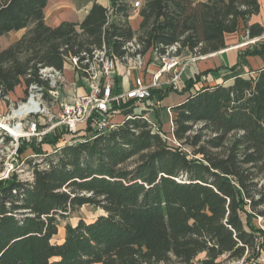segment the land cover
<instances>
[{
  "label": "trees",
  "instance_id": "trees-1",
  "mask_svg": "<svg viewBox=\"0 0 264 264\" xmlns=\"http://www.w3.org/2000/svg\"><path fill=\"white\" fill-rule=\"evenodd\" d=\"M48 0H0V36L27 33L0 49V98L17 85L42 84L39 66L63 69L66 57L105 43L121 58L133 36L140 52L179 43L192 56L225 48L226 33L261 36L249 23L261 0H143L137 30L126 0H109L114 11L94 2L80 22L46 24ZM230 50V49H229ZM242 54L261 55L256 41ZM220 68H216V71ZM206 69L164 89L188 92L172 107L167 134L132 112L117 129L94 138L56 129L22 139L31 180L15 174L0 180V264H259L264 250V60L255 69L228 68L223 81L206 82ZM88 124L85 129L88 131ZM167 135L170 140L163 137ZM175 139V142L171 140ZM133 161L129 164V161ZM84 204L102 209L91 221L66 222ZM260 219V226L257 220ZM202 254V256H201Z\"/></svg>",
  "mask_w": 264,
  "mask_h": 264
},
{
  "label": "built area",
  "instance_id": "built-area-1",
  "mask_svg": "<svg viewBox=\"0 0 264 264\" xmlns=\"http://www.w3.org/2000/svg\"><path fill=\"white\" fill-rule=\"evenodd\" d=\"M141 3L133 1L131 9L128 10L129 15L137 12ZM109 15L104 24L105 29L114 18L113 8L110 2L107 4ZM264 38V32L261 35ZM140 43L135 36L123 43L122 48L124 54L121 58L116 57L105 43L99 48H93L90 52L82 51L78 55L66 57L65 66L70 65L74 68V72L79 73L76 81L69 82L66 77L65 69H57L53 66L43 65L38 68V76L43 83L30 82L28 85L22 84L25 93L21 98L18 106L21 115L11 114V118H15L16 122L7 125L14 128L19 125L21 132L13 133L0 126V145L3 148L11 146V160L19 158L18 146L20 140L25 138H42L47 134H52L56 129H63L68 133H76L79 125L87 123L88 139L97 135L108 133L117 129L126 119L131 117L132 112H136L137 106L140 112L145 109L139 102H144L152 97L151 89L160 85L159 78L163 73L170 74L169 83L178 81L184 69L185 63L176 54L179 43L165 46L163 53H158L157 49L151 50L153 62H157L155 71L152 73L151 81L146 82L143 79V70L147 65L145 54L140 52ZM206 55L191 56L190 61L204 58ZM188 60V61H189ZM264 60V54H263ZM118 62H126L134 67L138 75L132 78L129 87L123 91H116V67ZM128 65V67H129ZM64 66V67H65ZM126 72H129V69ZM83 87V92L78 93V87ZM68 90V97H61V92ZM129 101H133L127 105L132 112L127 113L124 119L114 121L115 115L122 113L126 107L123 105ZM139 112V113H140ZM142 117L146 119L151 128L156 129V124L151 122L143 112ZM163 137L170 140V137L163 134ZM85 137L74 138L69 143L78 140H85ZM175 142V139L171 138ZM21 172L20 165L13 166L10 161H2V169L0 170V180L9 178L11 174ZM17 178L20 180V177ZM29 175L24 180H31ZM256 249L261 250L257 261L264 264V250L260 248V242H257Z\"/></svg>",
  "mask_w": 264,
  "mask_h": 264
},
{
  "label": "crops",
  "instance_id": "crops-1",
  "mask_svg": "<svg viewBox=\"0 0 264 264\" xmlns=\"http://www.w3.org/2000/svg\"><path fill=\"white\" fill-rule=\"evenodd\" d=\"M126 1L129 5V9H131L133 1H136V0H126ZM137 1H139L141 4L143 2V0H137ZM201 1H205V0H201ZM94 2L101 3L107 6V4L109 3V0H48L44 8L45 22L50 27H56L60 25L62 22H80L85 17V15L87 14V12L89 11L90 7L92 6ZM139 8L136 13L129 15V24L132 30L134 31L138 29V25L141 19L139 15ZM133 19L136 21L135 24H132ZM253 22H259L264 26V0H261L260 12L257 15H253L250 17L249 23H253ZM224 40H225V46H226L225 48L220 49L219 51L209 53L207 54L206 57L196 59L195 61L189 60L191 55L187 52L182 51L179 54V57L185 63V66H184V69L178 81L174 83L176 84L177 88L182 87L183 81L185 79L190 78L196 73L202 72L203 70H206V69L214 70L206 74L205 76H203L206 82L216 83V82L223 81V76L225 73L228 72V68L222 62L221 55H224L227 49L228 50L230 48L235 49V47H237L236 49L242 50V49H245L246 47L254 46L255 42L258 40L264 42V38L262 36H257L252 39L245 38L244 32L242 30L229 33V36L226 33L224 36ZM12 41L14 40H10L9 43L6 46L2 47L1 49L7 47L9 44L12 43ZM150 56H151L150 52H147L145 54V58L147 60V65L145 69L151 67L155 71L156 65L154 63L150 64L148 62V58ZM255 56L259 57V60L257 61L258 64L255 67H249L248 70L258 68L263 64L262 56L261 55H255ZM122 64L118 62L117 67H116L115 88H116V91L118 92L127 89L130 83L132 82V78L139 74L137 70H135V68L130 66L128 63L123 62ZM127 67L129 69V72H126ZM216 68H220V69L216 71ZM64 69H65L67 80L69 76L71 77V79L68 80L69 82L76 81L75 80L76 77L77 78L80 77L79 73L74 72V68L72 66L66 65ZM244 71H247V70H244ZM162 75H164V77ZM162 75L161 76L163 77V79L160 80L159 82L160 85L155 88L164 89L166 86L171 84L169 83L170 74L163 73ZM151 77H152V74L150 75L145 71L143 72V79L146 82H150ZM162 77H160V79ZM78 90H77L78 93H82L84 89L83 87L79 86ZM187 94L188 92L179 93L178 91H170L169 94L163 97L161 100L157 98L161 106L166 105L169 108V111H170L169 112L170 117H169V123H168L169 130L171 127V119L173 115L172 107L180 103L181 101H183L185 97L187 96ZM171 95H175V96H171ZM68 96H70V94H68V90H63L61 92L60 98L68 97ZM147 113L148 112H146V114Z\"/></svg>",
  "mask_w": 264,
  "mask_h": 264
},
{
  "label": "rangeland",
  "instance_id": "rangeland-1",
  "mask_svg": "<svg viewBox=\"0 0 264 264\" xmlns=\"http://www.w3.org/2000/svg\"><path fill=\"white\" fill-rule=\"evenodd\" d=\"M135 22L136 21L133 19L132 24H135ZM29 27L30 26H28L24 29L17 30V31H12V32L10 31V33H6L4 36H0V49L2 47L6 46L10 40L15 41L18 38H20L23 34L27 33ZM227 34L229 36V33H227ZM14 41H12V42H14ZM236 48L237 47H235V49L234 48L233 49L230 48V50L227 49L226 53L224 55H221L222 62L224 63V65L227 68L234 66V65H237V67L240 69L248 70L249 67L257 66V64H258L257 61L259 60V57L255 56V55H251V54L244 55V54H242L243 49L238 50ZM148 62L150 64L154 63L155 65H157L156 64L157 62H153V59L151 56L148 58ZM143 71H145L151 75L154 72V69L149 67ZM162 76L164 77V75H162ZM163 77L161 79L159 78V82H160V80L163 79ZM166 77H167V75H166ZM69 79H71L70 76H69L68 80ZM24 93H25L24 87L22 85H17L13 89V91H11L8 95L0 98V126H1V123L7 124L9 116L11 118L12 112L18 109V106L21 103V98L24 96ZM171 96H175V95H171ZM159 100H161V99H159ZM139 105H141L143 108H145L147 110L148 113L146 114V116L148 117V119L151 122L156 124V129L167 134V132L169 130L168 129V127H169L168 123H169V117H170L169 116V112H170L169 108L166 105L161 106L159 104V101L157 100V97L155 94H153V96L149 100L144 101L142 103L139 102ZM140 109L141 108L137 106L136 112H140ZM127 113H129V111H122V113L115 115L113 120L114 121H120V120L125 118ZM9 122L11 125H13L16 122V119L11 118V119H9ZM82 126H83V130L80 132L82 134H84L85 136H88L89 131H87L85 129L84 124L79 125V128L82 129ZM1 132H3V131H1ZM11 149H12L11 146L3 148V146L0 145V170L2 169V161H5V162L10 161L13 164V166L20 165L21 172L16 173V174L17 175L19 174L18 177H20L21 179L24 180L29 175V170L27 169L28 166L26 164L27 162L25 161V159L27 158L26 156H29V158H34L35 162L39 161L40 158L31 154L32 151L30 149H27L26 152L19 154V158H17V160L12 161L11 160V157H12ZM132 162H133L132 160L129 161V164H132ZM13 173L15 174V172H13ZM17 175H15V176L17 177ZM101 213H103L102 209H100L99 207L90 205V204H84L80 207H77L75 210H71L70 213L67 215V217L63 221L60 222L59 227H58V232H57V234H55L53 236V241H60L62 239V237L64 235V226L63 225L66 222H69L71 224H75L79 219H83L85 221H91ZM257 224L263 227V225L260 222V219L257 220ZM201 256H202V254H201ZM93 264H100V263H93Z\"/></svg>",
  "mask_w": 264,
  "mask_h": 264
},
{
  "label": "bare ground",
  "instance_id": "bare-ground-1",
  "mask_svg": "<svg viewBox=\"0 0 264 264\" xmlns=\"http://www.w3.org/2000/svg\"><path fill=\"white\" fill-rule=\"evenodd\" d=\"M13 114L16 115V116L17 115H21V111L20 110L14 111ZM1 125L4 126V127H6V129H8L9 131H11L13 133H19V132H21L19 125H16L14 128H12L11 126L7 125L6 123L5 124H2L1 123Z\"/></svg>",
  "mask_w": 264,
  "mask_h": 264
}]
</instances>
